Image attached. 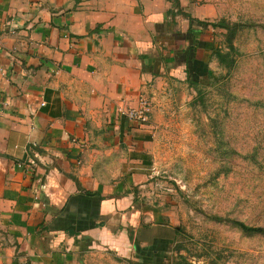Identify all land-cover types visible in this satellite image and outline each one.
<instances>
[{"label": "crops", "instance_id": "1", "mask_svg": "<svg viewBox=\"0 0 264 264\" xmlns=\"http://www.w3.org/2000/svg\"><path fill=\"white\" fill-rule=\"evenodd\" d=\"M178 3L0 0V264H173L178 229L134 185L211 11ZM142 96L140 125L120 108Z\"/></svg>", "mask_w": 264, "mask_h": 264}, {"label": "rangeland", "instance_id": "2", "mask_svg": "<svg viewBox=\"0 0 264 264\" xmlns=\"http://www.w3.org/2000/svg\"><path fill=\"white\" fill-rule=\"evenodd\" d=\"M194 1L211 6L196 32L214 47L230 51L227 31L212 23L242 24L235 65L214 58L211 77L188 87L181 103L168 96L152 128L147 177L134 189L178 229L173 264H264V234L234 223L264 227V0Z\"/></svg>", "mask_w": 264, "mask_h": 264}, {"label": "trees", "instance_id": "3", "mask_svg": "<svg viewBox=\"0 0 264 264\" xmlns=\"http://www.w3.org/2000/svg\"><path fill=\"white\" fill-rule=\"evenodd\" d=\"M176 5H180L178 3V0H175ZM200 23H204L200 20H196ZM240 23H230L226 21L225 19L220 20L219 22L212 23L213 27L216 28H222L227 31V41L230 47V51H224L221 47H214L213 42L211 41H204L203 39H198L194 34L192 29L188 31L186 34V38L189 41V46L183 51L184 54H181V59H185L186 61V73H187V82L190 86L197 89L199 85H201V79L208 74L209 69V61L217 58V60L220 62V64L224 65L226 68H232L235 65V58L232 56L231 51H235L236 48L234 46V38L237 34V29L241 26ZM183 37V35H180ZM198 49H203L204 55L202 58H198L196 55V52ZM208 76V75H207ZM208 77H211L209 75ZM200 89V88H199ZM202 93V90L200 89V95ZM79 185V183H78ZM81 187V186H80ZM86 195H97L95 192H89L85 191ZM234 223L239 225L242 229L249 231V232H255V233H262L264 234V227L260 226H252L248 225L242 221H236L234 220ZM133 237V236H132ZM176 264H191L188 261H181Z\"/></svg>", "mask_w": 264, "mask_h": 264}, {"label": "built area", "instance_id": "4", "mask_svg": "<svg viewBox=\"0 0 264 264\" xmlns=\"http://www.w3.org/2000/svg\"><path fill=\"white\" fill-rule=\"evenodd\" d=\"M152 108V100L147 96H142L136 106L128 107L126 109L120 108V112L130 121L143 125L150 122ZM31 163L34 164L35 161L31 160Z\"/></svg>", "mask_w": 264, "mask_h": 264}]
</instances>
